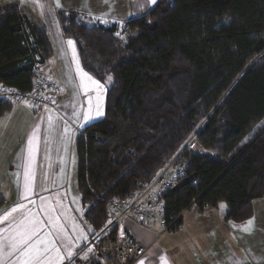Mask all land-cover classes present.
<instances>
[{
    "label": "trees",
    "instance_id": "obj_1",
    "mask_svg": "<svg viewBox=\"0 0 264 264\" xmlns=\"http://www.w3.org/2000/svg\"><path fill=\"white\" fill-rule=\"evenodd\" d=\"M56 17L84 71L111 81L104 117L76 141L89 239L108 228L109 202L151 185L197 131L199 154L181 155L185 173L164 196L167 226L177 231L187 211L221 202L227 222L251 220L264 198V0H159L110 26L77 11ZM52 55L46 30L18 9L0 11V90L31 93ZM12 109L0 100V120ZM118 232L113 224L108 234Z\"/></svg>",
    "mask_w": 264,
    "mask_h": 264
},
{
    "label": "crops",
    "instance_id": "obj_2",
    "mask_svg": "<svg viewBox=\"0 0 264 264\" xmlns=\"http://www.w3.org/2000/svg\"><path fill=\"white\" fill-rule=\"evenodd\" d=\"M129 5V8L125 7L123 0H0V11L18 9L35 27L47 31L53 55L41 69V74L60 83L58 91L51 98L52 107L35 113L28 105L16 102L12 111L0 120V189L7 201L9 195L14 202L36 198L42 203L59 190L68 188L71 172L72 184L75 179L77 182L76 141L80 130L84 128L81 127L82 124L89 119L82 89V73L86 72L82 65L83 72L79 71L76 63H72L74 49L79 58L78 52L75 43L72 41L73 44L70 45V40L64 37L56 17L57 11H77L102 18L99 23L108 26L106 24L110 25L114 21L141 15L154 4L149 3V0H129ZM124 8L126 15H123ZM84 82H87L86 78ZM56 106H59L66 118L57 115ZM211 210L214 209L207 211ZM209 214L203 211L199 215L184 217L180 232L167 235L154 250L157 251L160 247L167 255L177 252L180 257L182 253H191L197 258L195 264H205L206 261V264H214V253L221 246H216L215 242L219 238L220 227L213 214L208 218ZM262 216L264 217V198ZM201 219H208V223L200 224ZM198 225L201 229H198ZM131 231L141 243L143 241L150 244L154 241L153 229L132 225ZM201 234H212L213 239L209 244L203 245L198 239ZM228 235L229 229L223 235L222 244L231 242ZM232 248L231 244L227 246V249ZM156 251L152 258L143 260V264H163V261L155 260Z\"/></svg>",
    "mask_w": 264,
    "mask_h": 264
},
{
    "label": "rangeland",
    "instance_id": "obj_3",
    "mask_svg": "<svg viewBox=\"0 0 264 264\" xmlns=\"http://www.w3.org/2000/svg\"><path fill=\"white\" fill-rule=\"evenodd\" d=\"M158 1L159 0H157V2ZM123 3L125 7H130L129 0H123ZM125 9L126 8H124L123 15H126ZM94 19L95 23L97 20L101 22L100 20L102 18L95 17ZM85 20L89 23L93 22V20L91 22L86 18ZM123 21L117 20L114 22H119V24H121ZM106 25L110 26L111 24ZM74 54L75 57L72 60V63H76L79 71L83 72L75 49ZM41 75L40 70L38 77ZM100 84L102 85V88L100 89H97L94 85L88 87L87 91H85L84 87L82 88L84 98L86 97V106L88 107L87 112L89 114L88 118L91 119L85 120V124H82L81 127H85L90 123L98 121L105 115L106 92L111 81H108L106 84ZM51 98L52 96L50 97V100ZM16 102L19 101L17 100L11 103L14 104ZM23 104L28 105L35 113L42 111L34 110L32 106L26 102ZM56 108L58 111L57 115L61 118H66L61 109H59V106H56ZM97 108L103 113L102 115H97ZM198 133L199 132L197 131L189 143L185 144L178 156H176L172 162L175 160L174 162H178L177 164H179L181 155L186 151H189L193 155L199 154L201 149L200 146H198L200 148L197 154L192 152L193 147L196 144L198 145L196 140ZM192 142L195 144H192ZM69 175L70 179L68 188L61 191L59 190L52 198L45 200L42 203L36 198L27 201L19 200L14 202V200H12L13 197L7 195V205L0 211V264H22V261L27 258L23 253L25 249L30 246L34 249V253L36 251L39 252V264H112L110 253L112 252L113 254H116L119 246H125L126 250L133 251L134 255L137 256L140 253L147 251V255L143 260H148V258H152V255H154L156 251L154 249L157 248V245L163 238L167 235L169 236L170 234L180 232V229L182 228L181 226L174 232L168 231L159 242L154 244L157 235L156 232L154 235V241L149 244L143 243V241L141 243L135 239V235L131 231L132 223H128L127 225L122 224L121 230L119 228L118 239L117 237L115 238L114 235L111 236L108 232L109 228L114 223L110 221L108 228L104 232L97 234L93 239H89L88 225L82 217L83 212L80 206L77 182L75 179L72 184V172ZM253 207L255 214L254 217L249 220L251 223L247 221L238 225L226 221L228 208L224 202H221L219 206L214 209L216 211H207L210 209L205 210V214L215 212L210 213L208 218L213 214L214 219L216 218V222L220 227L219 238H217L215 242L216 246H220V244L221 246L214 253V264H264V217L262 216V198L255 200L253 202ZM13 209H15V211H13ZM199 213L200 212H198L196 207H194L192 210L183 214L182 221L184 217L187 218L188 216L199 215ZM198 218L199 216L197 219ZM205 220L206 221L201 219L199 223L206 225L208 219ZM145 229L148 230L149 228ZM198 229H201L200 225H198ZM204 229L203 226L202 230ZM228 229V238L231 242L222 244L223 235L226 234ZM130 231L132 232L131 235L134 242H132L127 236V232L130 233ZM30 233L32 234V238L28 240L27 243H24V240ZM119 236L122 237L121 242L119 241ZM212 236V234H201L198 239L201 240V244L206 245L209 244ZM117 241H119V243ZM229 244L233 246L232 249H227ZM187 246H189L188 243ZM167 248L173 247H166V249ZM89 249H91V251H89ZM69 252L72 253L71 256H69ZM166 255L167 254L159 247L155 254V260L162 262V258H166V264H195V261H197V258H194L191 253H182L181 257L177 252ZM200 259L203 260L202 257ZM140 262L137 264H140ZM204 263L206 264L208 261Z\"/></svg>",
    "mask_w": 264,
    "mask_h": 264
},
{
    "label": "built area",
    "instance_id": "obj_4",
    "mask_svg": "<svg viewBox=\"0 0 264 264\" xmlns=\"http://www.w3.org/2000/svg\"><path fill=\"white\" fill-rule=\"evenodd\" d=\"M59 86L58 80L41 75L34 81L31 93L19 94L14 90L3 88L0 90V100L26 102L34 110L39 111L52 107L50 97L58 91ZM174 161L160 172L151 185L137 191L131 200L122 202L112 199L108 205L112 223L119 224L120 230L122 224L128 223L153 229L155 233L157 232L154 244L159 242L168 231L170 232L172 227H168L165 220L164 196L176 187L178 176L183 175L187 168V166L179 168L178 162ZM119 237L121 242L122 237ZM111 253L112 264H137L147 255V251L138 256L134 255V252L126 250L125 246H119L116 254L111 255Z\"/></svg>",
    "mask_w": 264,
    "mask_h": 264
},
{
    "label": "snow or ice",
    "instance_id": "obj_5",
    "mask_svg": "<svg viewBox=\"0 0 264 264\" xmlns=\"http://www.w3.org/2000/svg\"><path fill=\"white\" fill-rule=\"evenodd\" d=\"M149 3L156 4L157 0H149ZM59 3H57V7H59ZM43 7V5H41ZM68 43L71 45L73 42L70 40ZM86 78L87 82H84V79ZM111 79V77H109ZM89 84L94 85L97 89L102 88V85L94 80L91 76H89L87 73H82V86L84 87L85 91L88 90ZM103 113L99 111V108H97V115H102ZM27 187V186H26ZM15 211V209H13ZM251 223V221H249ZM32 238V234H28L26 239L24 240V243H27L28 240ZM91 251V249H89ZM69 256L72 255L71 252L68 253ZM23 255H25L27 258L22 261V264H39L38 256L39 252L36 251L34 253V249L30 246L27 249H25ZM163 264H166V258H162ZM140 264H143V261L140 262Z\"/></svg>",
    "mask_w": 264,
    "mask_h": 264
}]
</instances>
